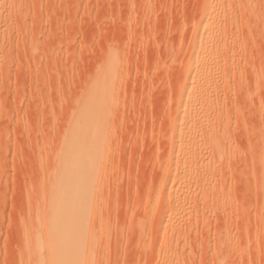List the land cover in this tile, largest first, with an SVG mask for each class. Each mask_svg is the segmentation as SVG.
Returning a JSON list of instances; mask_svg holds the SVG:
<instances>
[{"label":"rangeland","instance_id":"rangeland-1","mask_svg":"<svg viewBox=\"0 0 264 264\" xmlns=\"http://www.w3.org/2000/svg\"><path fill=\"white\" fill-rule=\"evenodd\" d=\"M54 262L264 264V0H0V264Z\"/></svg>","mask_w":264,"mask_h":264},{"label":"bare ground","instance_id":"bare-ground-1","mask_svg":"<svg viewBox=\"0 0 264 264\" xmlns=\"http://www.w3.org/2000/svg\"><path fill=\"white\" fill-rule=\"evenodd\" d=\"M101 99H102V98H101ZM101 102H102V101H101ZM95 104H97V101H96ZM98 105H99V104H98ZM84 114H85V113H84ZM84 119H85V117H84ZM85 121H86V119H85ZM88 123H89V121H88ZM90 123H91V122H90ZM91 124H92V123H91ZM86 126H88V125H86ZM90 126H91V125H90ZM92 130H93V129H92ZM95 131H96V130H95ZM95 131H94V132H95ZM96 132H97V131H96ZM96 132H95V133H96ZM95 137H96V136H95ZM98 139H99V138H98ZM94 140H95V139H94ZM94 143H96V140L94 141ZM93 145H94V144H93ZM82 146H83V145H82ZM96 146H97V145H95V148H93V146L90 145V146H89L90 148L88 147L87 150H88V151L90 150V151H92L91 153H93L94 150L96 151ZM76 148H77V149H76ZM76 148H75V150L78 151V146H77ZM82 148H83V147H82ZM82 148H81V149H82ZM97 149H98V146H97ZM85 150H86V148H85V146H84V150H83V152H86ZM76 151H75V152H76ZM79 151H81V150H79ZM79 151H78V152H79ZM81 152H82V151H81ZM97 152H99V151H96V154H97ZM79 153H80V152H79ZM66 172H67V171H66ZM59 173H60V172H59ZM75 183H76V181H75ZM86 183H88V181H87ZM86 189H87V187H86ZM86 189H85V190H86ZM86 191H87V190H86ZM86 193H87V192H86ZM88 193H89V192H88ZM59 196H60V195H59ZM88 198H89V197H88ZM88 198H87V199H88ZM63 199H64L63 197H61V198L58 197V201L61 202V203H59L60 205H62V203H63ZM70 200H71V199L69 198V201H70ZM87 201H88V200H87ZM57 203H58V202H56V204H57ZM87 203H88V202H87ZM70 204H73V201H72ZM60 205H59V206H60ZM71 206H72V205H71ZM69 208L71 209L70 206L68 207V209H69ZM73 208H74V207H73ZM87 208H88V205H87ZM72 211H73V210H72ZM75 211H76V210H75ZM69 212H70V211H69ZM66 220H67V219H66ZM68 220L70 221L69 218H68ZM68 220H67V221H68ZM81 220H82V219H81ZM83 220H86V218L83 219ZM83 220H82V221H83ZM87 220H88V219H87ZM88 222H89V221H88ZM88 222H87V224H88ZM66 223H67V222H66ZM67 224H68V223H67ZM68 228H69V227H68ZM87 229H88V228H87ZM60 242H61V241H60ZM62 244H63V243H62ZM65 244H66V243H65ZM56 246H57V245H56ZM58 246H59V245H58ZM70 246H71V245H70ZM63 247H66V245H64ZM67 247H68V246H67ZM65 249H66V248H64V251H62L61 254H60L61 256L59 255V257H58L57 259L62 260V259H64V257H66L65 254H67V253H66ZM58 252H59V251H58ZM68 255H69V254H68ZM56 257H57V256H56ZM66 258H67V257H66ZM55 261L59 262V261L56 260V259H55ZM61 262H62V261H61ZM54 263H55V262H54ZM55 264H56V263H55Z\"/></svg>","mask_w":264,"mask_h":264}]
</instances>
